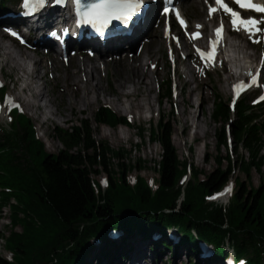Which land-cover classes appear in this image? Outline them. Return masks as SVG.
<instances>
[{
	"label": "trees",
	"instance_id": "1",
	"mask_svg": "<svg viewBox=\"0 0 264 264\" xmlns=\"http://www.w3.org/2000/svg\"><path fill=\"white\" fill-rule=\"evenodd\" d=\"M8 1L0 0V11L6 10ZM170 81L162 86L159 103L171 99ZM4 92L0 90L1 96ZM212 106L210 118L218 125L215 146L218 153L224 147L226 155L213 157L216 167L209 174L194 169L179 159L170 124L159 120L149 131V140L161 148L155 188L142 177L132 185L126 182L124 173L140 170L141 160L128 167L122 163L112 167L110 157L124 159L127 153L95 142L84 122L74 132L59 129L55 137L64 148L57 154L47 153L29 118L15 109L12 125L0 133V213L6 207L10 211L11 231L5 248L12 255L11 261L0 258V264H87L85 258L93 252L95 259L113 264L137 235L152 239L162 234L166 239L162 244L172 247L167 241L171 227L178 230V245L190 254L197 255L199 244L204 243L215 251L212 260L222 262L228 243L247 264H263L264 185L253 188L250 171L262 175L264 169V103L252 105L244 97L231 112L227 103L215 98ZM95 122L110 127L128 125L124 117L106 107L95 112ZM228 125L234 150L241 148L247 154L246 158L237 156L235 163L248 183L235 178V190L222 206L207 199L226 185L234 168L230 159L234 150L231 153L227 144ZM137 130L142 140L144 130ZM96 168L109 174L105 188L92 178L99 172ZM186 174L189 180L180 187L179 179ZM18 225L21 232L14 231ZM110 231L121 232L123 237L113 240ZM218 236L221 250L215 244Z\"/></svg>",
	"mask_w": 264,
	"mask_h": 264
},
{
	"label": "rangeland",
	"instance_id": "2",
	"mask_svg": "<svg viewBox=\"0 0 264 264\" xmlns=\"http://www.w3.org/2000/svg\"><path fill=\"white\" fill-rule=\"evenodd\" d=\"M13 1H15V3ZM190 2L191 0H183L180 4H178L180 10L185 14V17L188 18V23L190 24L188 33L180 31L170 17H162V19L160 20L159 17L156 18V21L159 20L160 23L157 25L158 30H153H155L154 32H158L161 40L163 41L160 44V47L156 51H153L152 59L151 61H149L148 70L152 73H156V77L155 79H153L152 91L150 94L153 111L152 114H144L145 116H147L146 120L138 119L133 115L121 113L115 110L113 106L104 104L103 102H99L93 104L88 111L77 115L73 119V121H69L67 123H60L58 121L59 117H52V119L44 122L42 131H39L38 126L40 125V123H43V118H38L37 112L31 114L30 112L22 108L20 106V103L13 102V104H9L6 101L9 96H12V88L14 85L12 81L14 80V75L10 67H4L2 69V78H0V87H2L0 89H3L5 91L4 99H1L0 94V129H2V131L0 130V133L2 134L4 130H8L12 125V114L10 113V109L12 107H17L24 115L29 118L31 124L34 126L36 138L43 143L45 151L49 154H57L64 148L63 144L58 140L57 137H55L56 133H58V130L62 129L74 132V128L76 126H79L81 122H84L87 126L90 127L92 132V139L95 142H106L110 148L115 150L122 149L127 153L124 159H122V157H120L119 159H113L112 157H110L109 161L112 164V167L116 163H122L127 165L128 167L129 165L137 164L138 159L141 160L143 167L140 166V170L138 168H133L129 171L126 170L127 172L124 173L126 182L132 185L137 177H142L150 188H154L157 184L158 178L156 163L160 160L161 148L158 144L152 143L149 140V131L157 124L159 120H167V122L170 124V128L172 129L171 141L177 151L179 159L181 161H187L192 165L194 169L202 171L204 174H209L210 172H212V170H214V168L216 167V164L213 161V157L215 155H226V150L224 147L221 148V151L219 153L217 152L214 136L216 131L218 130V125L212 122L210 114L212 112V104L215 98H220L227 104L231 102V86L235 83V80L231 79L228 83H224V79L226 78L230 70L235 71V68L233 67L234 64L232 62L233 58L230 61L228 59V55H234L239 63H244L245 60H242V58L245 53L252 56L255 55V57H252L251 59H249V61H253V64L250 65V69L255 68L256 70V63L257 61L259 62L261 55L264 54V51L261 50V47L264 45V32H260L259 35L253 36V38H246L247 34L245 32H237L233 30L229 25L230 32L226 34L227 36L225 38V40L227 41V45L225 47H222L221 52L215 58L214 64L212 66L207 64V66L205 67L202 64L203 62L198 59L196 52H198V50L199 52L206 51L208 41L209 39L213 38L214 31L218 27L219 22L222 21L223 24L229 23L230 17L221 13L214 16L213 23H209V25L212 26L213 33L210 31V29H208V32H206V40L204 45H198L193 41H190V43H188L186 37H189L191 32L193 36L194 34H198L197 37H201L204 34L203 31L199 30V33H197L198 31L196 30L202 25L200 19L204 16L205 18L206 16H208L206 14V11L209 4L211 3V0H195L193 1V5L189 4ZM197 3L198 7L195 5ZM16 6H18V0H10L7 7L16 8ZM6 16V14L0 16V23H7L6 21H4L6 19ZM178 32H180L179 38L177 35ZM0 33L2 34L1 29ZM168 33L170 34L169 38L166 37V34ZM155 37L157 38V35L152 36L150 34L148 35L147 40L154 39ZM170 41H172V44L169 46ZM2 42H5V44L8 46V50L11 51L13 55H17L18 49H20L22 51H25L31 58H34V60H41L44 67L42 65H39L37 66V70L40 74L45 72V76L42 81L36 82L37 88L40 89L41 87H44V90L49 92L48 98L56 99L57 101L61 99L63 101V98H59L60 93L58 90V86L60 88V86L62 85L58 77H60L64 73V71H67L69 69L75 70V68L77 67V58L80 53L79 49L76 51L75 55L71 56L70 54H67L65 56V59L67 60L62 61L61 56L51 53L50 51H47L45 53L44 49L42 48H39L38 54H35L30 42H26L25 45H20L18 41H11L9 38H7V41L0 39V45L3 44ZM255 42L256 44H254ZM12 43L17 46L18 49L11 45ZM234 44H240L244 47H247V49L245 51H243V49L239 50L236 54H234L233 52H230V46ZM169 47L172 48L174 59L176 53L175 50L178 49V54L176 53L177 61L174 63L175 76H173L172 74V64L168 59ZM140 49L141 46L137 48V51H139ZM81 52L82 57L89 59L90 62L94 63L95 65H99L100 67L101 62L108 59L106 57L99 60L96 55L93 57H89L86 48L81 49ZM186 56H189V58L185 59ZM27 66L29 69L32 68L31 61L27 62ZM113 72V65H110L106 72L99 71V74L96 77H98L99 83L103 88H106V85H108L109 88L115 90L116 86L111 78ZM192 72L195 73V76L191 75ZM105 76H107V80L105 79ZM169 78L171 79V84H175L177 96H173L172 99H164L161 103H159L162 86ZM198 80H202L206 83L205 87L203 88V101L197 95H188V91L199 84ZM22 85V83H19L15 87L20 88ZM181 87L182 94L180 96ZM256 95L259 96V99L261 98L258 91L251 94H248V92H246L242 96H246V98L252 99ZM45 99L46 98H42L39 103H45ZM103 107L109 108L117 116L126 118V120H128V127H122L121 125H116L115 127L98 125L95 122V112ZM233 118L234 117L231 115L230 119L233 120ZM231 120H229V122ZM185 122H187L189 125L188 129L184 128ZM196 124L198 125L200 131L198 135L194 134ZM137 127H141L142 130H144V138L142 140L139 137ZM119 129L126 132L124 136H127V138L119 139L117 136H114V139L112 140L111 137L103 136L101 134V131L103 130H109L111 132L117 133V130ZM203 132H206L205 137H203ZM234 149L235 147H233V150ZM75 151L76 149L73 148L72 152ZM261 154L264 155V150L261 151ZM237 156H243L246 158L247 154L241 148H236V150H234V154L231 155L230 159L234 161V168L229 179L230 181L228 182V184L231 185H233V180L235 178H238L244 183H248V180L245 181V176L241 173V171L238 170L237 163H235V159H237ZM222 164L223 167H226L227 161H224ZM106 168L108 171L107 165ZM96 169H98L99 172L94 174L92 178L95 182L100 183L102 188H104L105 181L108 179L109 174L108 172L103 171L102 168ZM200 179H203L202 174L200 175ZM188 180L189 176L185 175V180L179 179L180 183L178 182V185L180 187H184L187 184ZM250 182L253 188H257L261 183L264 185V169L262 175L255 170H251ZM229 196L230 195H228V198ZM226 203L227 201H225V204ZM175 230L176 229H174V227H171V229L168 231V246L172 247H166L162 244L163 242H166V239H164L161 234L156 235L154 239L144 238L141 235L135 236L131 240L129 250L122 253V255H124L123 257L121 253L117 255V257L113 260V264L123 263V258L127 256H125V254L131 252L134 243L137 241H144L145 243H147L151 247L152 252L163 253V257L160 255L157 259H154V264H203V254L202 257L195 258L192 254H190L187 248L178 246V239L180 238V236H178V233L176 234ZM10 231V211L6 207L0 213V258L6 261L12 260L10 252L5 248V239L8 238ZM14 231L21 232V227L18 225L17 227H15ZM219 242L220 237L218 236L215 244L217 246V249L221 250L219 247ZM179 254L181 256H179ZM100 260L102 262L98 259H95L94 252L89 254L85 258L87 264H106L104 260Z\"/></svg>",
	"mask_w": 264,
	"mask_h": 264
},
{
	"label": "bare ground",
	"instance_id": "3",
	"mask_svg": "<svg viewBox=\"0 0 264 264\" xmlns=\"http://www.w3.org/2000/svg\"><path fill=\"white\" fill-rule=\"evenodd\" d=\"M146 1L150 5L147 19L140 22V27L136 28V33L133 38L108 41L105 43L104 47L94 48L95 55L99 60L106 57L108 58L101 62V67L90 62L89 59L82 57L81 49L86 48V46L91 43H87L84 36L83 39L78 41L76 38V31L71 28L70 25L57 19L60 10L55 11L53 17H38L34 19L33 22L29 24L30 33L32 34L30 43L32 44L34 53L38 54L39 45L41 43L51 51H55V53L57 51L58 55L63 53V49H79L80 53L76 62L77 67L75 70L69 69L64 71V73L58 77L62 85L60 88L58 86L60 93L59 98H63V101L61 99L59 101L51 99L48 98L49 92L44 90V87L39 89L36 86L37 80H43L45 76V72L40 74L37 70V66L42 65V61L34 60V58H31L25 51L18 49L17 46L12 43L11 45L18 49V54L13 55L12 52L8 50V46L5 42H2L3 44L0 45V78H2V69L4 67H10L14 75V80L12 81L14 84L12 88V96H9L6 101L9 102L10 100L11 103H20V106L31 114L37 112V117L43 118V123H40L38 126L39 131H42L44 122L52 119V117H59L58 121L60 123H67L73 121L77 115L88 111L93 104L99 102L109 104L121 113L133 115L138 119L146 120L147 116L144 114H152L153 111L150 94L152 91L153 79L156 77V73H152L148 70L149 61L152 59L153 51H156L163 41L158 32H154L156 29L158 30L155 19L157 11V6L154 3L155 0ZM193 1L195 0H191L189 4L193 5ZM195 5L197 6L198 3ZM182 14L185 17V14ZM213 20L214 17L210 18L207 16L206 18L204 16L200 19L202 25L196 31L199 32V30H201L204 34L198 39H193V42L198 45L205 44L206 32H208V29L213 33L212 26L209 25V23H213ZM186 21L188 22V18H186ZM188 25L190 26L189 23ZM61 27L70 28V38L66 41L64 48L54 39L56 38L57 30ZM229 32L230 28L228 24H226L223 34ZM150 34L152 36L157 35V38L155 37L154 39L147 40V37ZM0 39L7 41L5 34L0 33ZM97 40L101 39L98 38ZM214 42L215 43L210 46V52L215 51L217 53L222 45L220 40ZM139 46H141V49L137 51ZM207 48L209 49V44ZM230 48V52H233L234 54L239 50L243 49V51H245L247 49V47L240 44L231 45ZM176 52L178 54V49ZM207 54L208 53L205 54V57H207ZM232 56L233 67L239 70V75L236 76L235 73L230 70L224 79V83H228L231 79H234L235 81L242 80V78L246 76L248 70H250V65L253 64V61H249V59L255 57V55L252 56L245 53L242 58V60H245L244 63H239L234 55ZM30 61L32 63V68L29 69L27 62ZM208 63L212 64L214 62L208 61ZM110 65H113L114 67V72L111 78L116 86L115 90L109 88L108 85H106V88H103L99 83L98 77H96L98 76L99 71L106 72ZM191 75L195 76V73L192 72ZM105 79L107 80V76H105ZM19 83H22L23 85L20 88L15 87ZM198 83L199 84L188 91V95H197L202 100L204 96L203 88L206 83L202 80H198ZM181 94L182 87L180 88V96ZM42 98H46L44 100L45 103L40 104L39 101ZM188 127V123L185 122L184 128L188 129ZM199 133V127L196 124L194 134L198 135ZM101 134L103 136L111 137L112 140L114 139V136H117L119 139L127 138V136H124L126 132L121 129L117 130V133L103 130L101 131ZM205 136L206 132H203V137ZM162 254V252H152L151 247L144 241H137L134 243L131 252L125 254V256H127L123 258L124 260L121 264H154V259H157L160 255L163 257ZM179 256L181 255L179 254Z\"/></svg>",
	"mask_w": 264,
	"mask_h": 264
},
{
	"label": "snow or ice",
	"instance_id": "4",
	"mask_svg": "<svg viewBox=\"0 0 264 264\" xmlns=\"http://www.w3.org/2000/svg\"><path fill=\"white\" fill-rule=\"evenodd\" d=\"M29 2L30 0H24L25 5ZM55 2L63 3L64 0H55ZM35 3L39 7H43L46 4V0H35ZM77 3H79V0H77ZM232 3L241 9L264 14V5L256 4L254 0H232ZM142 4L143 0H92L90 3L81 5L77 10V14L81 18V22L91 24L98 28H106L112 20L120 21L122 24L127 25L133 21V18L137 16L138 13H140ZM215 4L217 5L216 8L209 7L208 11L210 17L214 12L222 10L225 15L230 17L229 23L233 30L237 32L244 31L249 34V38L258 32H264V28L259 27V25L264 24V19L257 20L254 17L245 19L241 17L239 12L229 7L225 0H215ZM168 10L167 7L163 9L165 13H167ZM181 24H183V21H181ZM222 31L223 23L215 30L217 40L220 39ZM197 36L198 34H194L193 38ZM199 54L202 58H205V53L199 52ZM213 54V52H209L207 57L211 58ZM255 82L256 77L253 76L252 83L254 84ZM236 87L242 90L245 86L241 84ZM10 103L9 100V104ZM226 191H230V189H226Z\"/></svg>",
	"mask_w": 264,
	"mask_h": 264
}]
</instances>
